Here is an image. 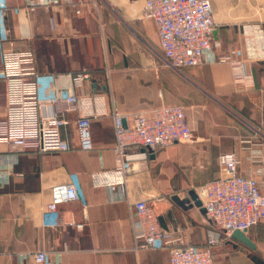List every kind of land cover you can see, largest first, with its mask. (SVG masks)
<instances>
[{
  "label": "crops",
  "instance_id": "crops-1",
  "mask_svg": "<svg viewBox=\"0 0 264 264\" xmlns=\"http://www.w3.org/2000/svg\"><path fill=\"white\" fill-rule=\"evenodd\" d=\"M210 2L212 46L199 66L176 72L165 66L144 0H49L32 11L28 0H5L0 71L4 56L32 55L33 70L46 77L39 99L44 111L67 120L61 136L71 150L15 152L0 145V264H169V244L134 248V203L153 208L173 244L199 248L217 228L196 189L224 176L220 154L233 152L237 172L264 184V0ZM224 55L244 64L243 78L234 77ZM82 71L88 78L73 87L70 76ZM64 88L78 98L101 97L110 113L182 106L193 139L154 153L129 148L140 156L127 163L125 181L98 186L96 174L116 166L111 118H91L93 148L81 151L75 121L82 111L60 100ZM8 96L0 78V117ZM73 175L79 199L45 212L51 186ZM246 234L254 248L224 236L213 249L214 264L264 262V220Z\"/></svg>",
  "mask_w": 264,
  "mask_h": 264
},
{
  "label": "built area",
  "instance_id": "built-area-1",
  "mask_svg": "<svg viewBox=\"0 0 264 264\" xmlns=\"http://www.w3.org/2000/svg\"><path fill=\"white\" fill-rule=\"evenodd\" d=\"M28 3V9L32 11L35 5H47L49 0H28ZM6 13L5 0H0V30L4 29ZM142 13L156 26L165 66L178 72L201 64L204 52L212 46L214 35L210 0H144ZM221 59L231 65L236 79L245 76L243 63L231 60L227 55ZM0 78L5 82L9 95L4 116L0 117V145H8L15 152L71 150L68 141L61 136V129L68 124L67 120L59 111H44L45 103L39 99L43 87L41 81L46 77L33 70L32 55L4 56ZM87 78L88 74L82 71L70 76V82L73 87H79ZM64 91L65 95L60 100L73 107L80 106L82 111L75 121L81 151L93 148L91 118L100 115L111 118L114 131L112 152L116 166L96 174L95 183L98 186L125 181L127 163L140 156L130 154L129 148H143L154 153L174 143L193 139L182 106H160L149 113L120 114L115 110L110 113L101 97L78 98L69 88H64ZM141 155L145 157L144 152ZM218 161L225 169L224 176L196 189L207 218L217 228L208 233L203 246L196 248L173 244L171 236L159 226L153 208L144 202H136L131 219L135 249H159L163 244H169V264H214L213 249L224 236L228 237L234 231L247 232L264 220V184L237 172L233 152L220 154ZM79 197L77 180L73 175L69 181L51 186L50 200L44 210L56 213L59 205L76 201ZM75 226L82 227L81 224ZM35 258L42 261L43 255L37 254Z\"/></svg>",
  "mask_w": 264,
  "mask_h": 264
},
{
  "label": "water",
  "instance_id": "water-1",
  "mask_svg": "<svg viewBox=\"0 0 264 264\" xmlns=\"http://www.w3.org/2000/svg\"><path fill=\"white\" fill-rule=\"evenodd\" d=\"M230 236L239 241L240 243L244 244L245 246H248L249 248H254V244L247 236L246 231H234Z\"/></svg>",
  "mask_w": 264,
  "mask_h": 264
},
{
  "label": "trees",
  "instance_id": "trees-1",
  "mask_svg": "<svg viewBox=\"0 0 264 264\" xmlns=\"http://www.w3.org/2000/svg\"><path fill=\"white\" fill-rule=\"evenodd\" d=\"M254 259H255V258H254ZM255 261L258 262L259 264H264V262L259 261V260H257V259H255Z\"/></svg>",
  "mask_w": 264,
  "mask_h": 264
}]
</instances>
